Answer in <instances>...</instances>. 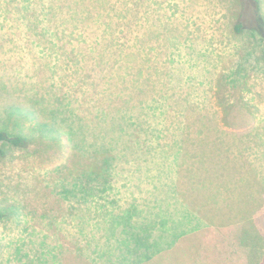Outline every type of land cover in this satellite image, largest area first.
Returning <instances> with one entry per match:
<instances>
[{
	"label": "rangeland",
	"instance_id": "rangeland-1",
	"mask_svg": "<svg viewBox=\"0 0 264 264\" xmlns=\"http://www.w3.org/2000/svg\"><path fill=\"white\" fill-rule=\"evenodd\" d=\"M263 25L264 0H0V131L30 141L0 156V264H263L240 238L200 250L150 165L264 119Z\"/></svg>",
	"mask_w": 264,
	"mask_h": 264
},
{
	"label": "crops",
	"instance_id": "crops-1",
	"mask_svg": "<svg viewBox=\"0 0 264 264\" xmlns=\"http://www.w3.org/2000/svg\"><path fill=\"white\" fill-rule=\"evenodd\" d=\"M251 123L253 124L248 125L251 129L246 127L248 130H242L241 136L236 135L235 131H230L232 127L228 124L219 126L220 134L223 135L204 138L199 136L204 139L202 144L205 147L194 153L190 152L189 146L186 145L190 142V137H179L176 147L157 151L166 158L176 156L178 162L169 163L165 167H158L156 162H151L150 165L164 169L161 174L165 177L159 179L161 188L163 187L160 189L161 195L166 198L173 191L177 206L183 207V212L189 214V217L192 216L196 222L202 240L200 250L208 249L212 243L216 248L221 247L223 242L226 244L229 240L240 238V245L249 248L253 255H259L260 263L264 264V259L261 260L260 256L264 255V119H255ZM150 153L152 158L156 159L157 153ZM152 166L149 168V174L158 176L159 172L152 170ZM188 168L204 174L198 182L195 181V176L187 179L189 183L200 184L196 188L200 199L198 206L189 199L188 187H183L187 181L181 178V174L188 171ZM195 170L192 174L197 173ZM146 199L158 201L157 199L164 198H155L151 194L149 198L140 199L141 206H147H144ZM142 222L136 218V227ZM144 223H148L147 220ZM242 225V234L238 235V228Z\"/></svg>",
	"mask_w": 264,
	"mask_h": 264
},
{
	"label": "trees",
	"instance_id": "trees-1",
	"mask_svg": "<svg viewBox=\"0 0 264 264\" xmlns=\"http://www.w3.org/2000/svg\"><path fill=\"white\" fill-rule=\"evenodd\" d=\"M242 25H243V23H241V22H239L236 25L235 28H236L237 32L241 31ZM263 30H264V25H263ZM71 134H76V132L72 129V127H71ZM73 137L75 139L77 138L76 136H73ZM73 142H74V144L76 146H78L79 143H81V144L84 143L81 140L80 141L73 140ZM29 143H30V141L25 139V138H23V137H20V136H18V137L17 136L16 137H9L6 133L0 131V156L1 157L4 156V150L6 148H14L15 147V148H20V149H25V148H27ZM103 148H104V146H103ZM98 153H105V151L99 150ZM104 168H107L106 161L105 162H101V164L97 163L95 165V167L93 168L94 169V173L91 176L101 174L102 172H100V171H101V169H104ZM83 176H84V174L82 173L80 175V177H83ZM73 189H76V188H73ZM67 190L68 189L65 188L64 192H67ZM2 217H3V215L0 213V218H2ZM53 251L54 250H48L47 253L44 255V259H43V261H41V263H43V264H55L57 256H56V254H54ZM18 252H19V250H18Z\"/></svg>",
	"mask_w": 264,
	"mask_h": 264
}]
</instances>
